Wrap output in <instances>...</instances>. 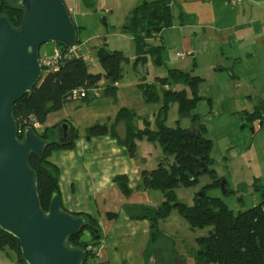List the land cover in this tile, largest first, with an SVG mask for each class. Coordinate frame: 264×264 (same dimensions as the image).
Returning <instances> with one entry per match:
<instances>
[{
  "label": "crops",
  "instance_id": "crops-1",
  "mask_svg": "<svg viewBox=\"0 0 264 264\" xmlns=\"http://www.w3.org/2000/svg\"><path fill=\"white\" fill-rule=\"evenodd\" d=\"M93 1L108 14L106 20L112 26V37L129 45V54L122 50L129 58L127 63L133 62L137 67L142 62L134 63L136 46L133 35L123 31L122 26L137 5L155 0ZM169 1L171 24L147 38L150 45L161 47V63L155 64L151 56L144 63L163 67L164 74L150 75V70H147L145 74L143 71L141 75L126 77L122 63V77L115 83V97L103 94V80L91 90L90 97L64 102L59 109L47 114L43 124L36 122L35 126L38 131L54 126L57 129L61 121H66L76 132L72 147L54 149L47 159L59 170L58 189L62 208L71 213L88 214L95 220L99 238L104 239L103 256L108 264H150L161 260V257L165 264H169L171 259H176L169 249V246L174 247L172 237L177 233L173 220L180 227L189 226L176 208L166 218L159 219V230L170 243H165L167 247L162 249L161 255L158 252L151 254L145 261L151 222L147 218L131 217L125 209L126 205L157 207L163 202L161 191L139 187L141 171L157 166L162 149L157 142L145 136L137 137L136 154L130 156L123 144L128 120L117 118V114L120 109H127L133 114L131 124L135 130L143 129L145 121L151 129H155L161 101H146L141 85L152 83L159 93L162 88L171 87L158 82L160 77L168 74V69L177 68L201 77L198 84L201 98L190 111L197 119L195 123L190 120L187 126L181 125V118L179 123L185 128L197 124L204 128L203 136L212 141L209 152L212 164L209 167L226 180L227 190L230 183L239 184L246 179L264 182V133L259 146H255V161L252 156L245 155L251 149L256 132H261L264 125V0H241L236 5H230L228 0ZM78 2L82 6L89 5L87 0ZM74 23L79 27L77 37L81 39L85 26L78 21ZM96 31L83 36V41L79 40L77 44L84 58L86 52L91 53L89 60L92 65L95 64L92 51L95 50L96 56V46H89L88 43L94 37H106L101 30ZM84 43L86 47L83 49ZM104 43L110 49L108 38ZM54 46L55 43L43 51L52 53ZM179 51H186L188 56L179 58ZM174 86L190 92L187 86ZM173 104H176L178 112V105L174 102L169 105L167 115ZM95 123L105 124L108 133L87 136V127ZM247 127H250L252 134ZM243 155L245 157L240 158ZM245 168L247 178L231 176ZM116 175L127 177L128 194L123 193L114 180ZM255 193L258 197L259 193ZM84 236L87 238L89 233ZM2 252L0 264H17L9 253ZM178 253L184 264H196L191 253L184 250Z\"/></svg>",
  "mask_w": 264,
  "mask_h": 264
},
{
  "label": "trees",
  "instance_id": "trees-1",
  "mask_svg": "<svg viewBox=\"0 0 264 264\" xmlns=\"http://www.w3.org/2000/svg\"><path fill=\"white\" fill-rule=\"evenodd\" d=\"M87 1L89 5L94 2L93 0ZM23 12L24 9L19 5L18 0H0V15H6L14 27L20 25ZM171 22L169 0L143 1L133 9L123 24L122 30L129 31L133 35L136 46L134 63L142 62L143 64L149 56L153 57L155 64L161 63V47L150 45L147 38L168 27ZM75 28L78 32L79 27L75 25ZM78 42L77 37L76 43ZM56 45L59 44L56 43ZM95 49L102 71H91L86 59L81 55L64 59L58 70L41 77V80L29 91L12 103L17 137L21 138L23 127L31 125L37 135L46 142L41 157L31 153L28 158V164L35 172L37 193L43 211H48L51 196L54 193L59 194V170L47 157L54 149L72 147L76 132L73 127H70V141L61 143L57 139L55 126L38 131L34 128L33 122L43 124L50 111L59 109L64 102L69 101L67 95L75 87L94 88L104 80L103 94L115 97V83L122 77V63H127L129 58L122 50L108 49L105 43ZM200 81L201 77L198 75L170 68L168 74L160 77L158 82L161 85H171V87L162 88L159 93L152 83L141 85L146 101H161L155 118V129H151L145 121L143 129L135 130L131 124L133 114L124 108L119 110L117 118L128 120L127 136L123 144L126 145L130 156L136 154L135 138L137 137L145 136L148 140L157 142L162 149V156L157 166L141 171L139 187L161 191L164 195L163 202L157 207L126 205L125 209L131 217L147 218L151 222L149 244L144 253L145 261H148L149 256L155 252L159 255L162 253V249L151 248L153 241L161 239V241L165 240L170 243L169 239L159 230L158 220L166 218L170 211L176 208L191 229L210 227L206 235L196 237L197 248L191 250L196 264H264V182L260 183L255 179L253 181V188L259 193L257 203L237 212L231 210L221 197L207 193V188H220L222 179L213 168L209 167L212 164L209 156L212 141L203 136L204 128L201 125L185 128L179 123L180 118L184 116H188L195 123L197 117L190 111L201 98L198 94ZM176 84L189 87L190 92L188 93L185 88L177 89L174 86ZM87 98L88 96L81 99ZM174 102L178 105L179 118L174 126H168L166 124L167 112L169 105ZM107 133L108 127L99 123L92 124L86 130L87 136ZM202 157L207 166L204 171L196 165L197 159ZM198 170L200 172H197ZM202 173H207L211 182L200 189L201 195L195 193L192 204L179 201L175 188L195 183ZM114 180L123 193L130 192L125 175H116ZM225 189L227 193L226 186ZM72 214L81 215L85 220L77 233L67 237L65 244L82 249L84 251L82 264H92L90 255L85 250L87 238L84 233L87 230L91 239H98L99 229L90 215L81 212ZM90 226L96 228L98 232L89 229ZM169 249L171 254H177L173 246H169ZM0 250L7 252L10 250L15 254L19 264H26L21 255L18 240L1 228ZM161 261H163L162 257ZM182 264H184L183 261Z\"/></svg>",
  "mask_w": 264,
  "mask_h": 264
},
{
  "label": "water",
  "instance_id": "water-1",
  "mask_svg": "<svg viewBox=\"0 0 264 264\" xmlns=\"http://www.w3.org/2000/svg\"><path fill=\"white\" fill-rule=\"evenodd\" d=\"M18 3L24 9L18 27L0 15V228L18 240L26 264H82L84 251L65 241L85 219L62 209L58 193L51 196L48 211L42 210L28 158L31 153L41 157L46 142L31 125L21 129L19 139L12 114V103L41 80L40 46L53 41L70 47L76 43L77 30L62 0ZM103 23L107 25L106 16ZM56 135L59 142H69L70 125L61 121ZM196 162L201 171L206 169L203 157ZM225 184L221 179L224 194Z\"/></svg>",
  "mask_w": 264,
  "mask_h": 264
},
{
  "label": "rangeland",
  "instance_id": "rangeland-1",
  "mask_svg": "<svg viewBox=\"0 0 264 264\" xmlns=\"http://www.w3.org/2000/svg\"><path fill=\"white\" fill-rule=\"evenodd\" d=\"M63 2L65 3L67 9L69 10V13H70L72 20H74V22H77V21L81 22L80 24L85 26L86 30H85V32L82 33L81 39H80V37L78 38L80 41L81 40L83 41V39H84L83 36L85 37V36H89L91 34H94L95 32H97L96 30L99 29L103 32L102 34H104L106 36L105 38H108L110 49L124 50V52L126 54H129V45L124 41H121L119 39H116L115 37H112V34H110L112 32V26L108 25V23H107V25H105L103 23V17L104 16L107 17L108 14L105 13L102 9H100L99 6L95 5V3L90 4V6L89 5L82 6L81 4H79L78 0H63ZM73 4H74V6H73ZM109 24H110V22H109ZM105 38H103V36L101 38L94 37V38L90 39L88 44H89V46H94V45L96 47L102 46L104 44ZM54 43L55 42H53V41L45 42L44 44H42L40 46L39 53L42 52L44 49H48ZM84 44H82L83 49H84V47H86V44L85 45ZM106 47H108V46L106 45ZM92 55L95 59V64H93V65L90 64L92 62L89 60L91 53L86 52V54H85V59L88 62L89 69L93 72L101 71L102 68L98 64V62L96 61L94 49L92 51ZM141 64H139L137 67H135L133 65V62L124 63L123 64V70H124L126 77L128 75H132V74L141 75V73L143 71L145 74V72H147V70H150V72H149L150 75L152 73L153 74L156 73L159 75L161 73L164 74L165 69H163V67L155 66L152 63L149 66L144 64V63H143L144 66H142ZM178 116H179V114L177 112L176 104H173L172 108L169 111V114L167 115V119H166L167 124H169L171 126L174 125L175 119L178 118ZM189 123H190V118L188 116H184L181 118V125L182 126H184V125L187 126V125H189ZM247 130L250 131L251 130L250 127H247ZM250 133H251V131H250ZM263 133H264V125H263L261 132H256L257 136L254 137V139L252 141L251 149L249 152H247L248 154L245 153V155L248 157L252 156L251 158L253 159V161H255V146H259L260 142L262 141L261 138L263 137ZM253 134L255 135V132ZM244 157L245 156L243 155V157H240V158H244ZM252 167H254V164ZM247 174H248V172L246 171V168H245V169H240V171L234 172V174L232 173L231 176L233 178H234V176H241L242 178H247V176H248ZM209 182H211V178L209 177V175L207 173H202L198 176L197 181L195 183H193L189 186H184V185L178 186L177 188H175V193L177 195L178 200L181 202H184L186 204H191L192 203V197H193L194 193L199 192L200 189L203 186L207 185ZM252 184H253L252 181L246 179L245 181H243L242 183H239V184L238 183L237 184L236 183L235 184L230 183V188H229V190H227L228 192L225 194L223 193L221 188H217V189L207 188V193L210 195L220 196L223 199V201L225 202V204L231 210H233L234 212H237L238 210H242V209L250 207L251 205H253L255 203V201L259 200V196L257 197V193H255V190H254ZM173 224L175 225V228L177 230L176 235H174L172 237V239L174 241V249H175V252L177 253L176 256L179 254L178 252H180L181 250H184V251H187L188 253H191V250L193 248H197L196 237L206 235L208 233V230L210 229V227L196 228V229H191L190 226L180 227V225L178 223L175 224L174 220H173ZM85 233L87 234L88 231L86 230ZM88 237H87V239H88ZM162 242L163 241H161V239H159V241H157V240L153 241V243L151 244V248H153L155 250L156 249H163V250L166 249V247H167V244H165L166 242H164V243H162ZM1 252L2 251H0V253ZM8 253L13 258V260L17 264H19L15 254L13 252H11L10 250H8L7 254ZM2 255L4 257H7L5 252ZM169 255H170L169 257H172L171 254H169ZM176 256H175L176 259L175 260L171 259L169 261V264H175V263L182 264V260L179 259V255L177 257ZM150 264H165V260L161 261L158 259V260H156V262L150 263Z\"/></svg>",
  "mask_w": 264,
  "mask_h": 264
},
{
  "label": "built area",
  "instance_id": "built-area-1",
  "mask_svg": "<svg viewBox=\"0 0 264 264\" xmlns=\"http://www.w3.org/2000/svg\"><path fill=\"white\" fill-rule=\"evenodd\" d=\"M241 0H228L230 5H236ZM82 56L81 50L77 44L70 47L54 46L52 53L40 52L38 54V62L41 66V77L47 75L50 72H54L60 68V65L64 59L71 58L73 56ZM179 58H186L188 53L186 51L177 52ZM94 88L85 89L82 86L73 88L67 95L68 100H79L82 97H90V92ZM96 94V92H95ZM33 126H36V122H33ZM104 239H91L90 236L87 239L85 250L90 255V261L92 264H108V261L103 256Z\"/></svg>",
  "mask_w": 264,
  "mask_h": 264
},
{
  "label": "bare ground",
  "instance_id": "bare-ground-1",
  "mask_svg": "<svg viewBox=\"0 0 264 264\" xmlns=\"http://www.w3.org/2000/svg\"><path fill=\"white\" fill-rule=\"evenodd\" d=\"M75 44H77V43H75Z\"/></svg>",
  "mask_w": 264,
  "mask_h": 264
}]
</instances>
